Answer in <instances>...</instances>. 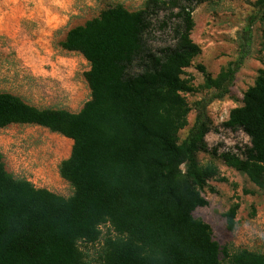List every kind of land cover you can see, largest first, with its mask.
Returning <instances> with one entry per match:
<instances>
[{
	"label": "trees",
	"instance_id": "1",
	"mask_svg": "<svg viewBox=\"0 0 264 264\" xmlns=\"http://www.w3.org/2000/svg\"><path fill=\"white\" fill-rule=\"evenodd\" d=\"M182 1L175 43L156 50L146 36L163 0H146L134 11L109 6L66 32L61 47L89 63L84 76L90 98L77 112L39 108L0 91V128L35 124L72 140L69 157L59 165L72 187L69 196L13 176L0 152V264H91L79 242L102 237L98 264H264V247L231 252L213 238L209 223L193 216L208 204L202 194L208 181L223 179L215 163L198 161L200 151L217 155L264 192V62L242 105L223 122L244 132L249 144L218 152L205 140L212 129L207 103L230 92L251 51L253 25L264 23V0H256L246 18L235 59L215 76L197 66L202 86L212 93L196 102L193 123L180 139L191 109L183 93L194 89L184 69L200 53L190 37L191 12L205 0ZM238 208L233 202L224 212L229 230ZM104 225L109 232L103 235Z\"/></svg>",
	"mask_w": 264,
	"mask_h": 264
},
{
	"label": "rangeland",
	"instance_id": "2",
	"mask_svg": "<svg viewBox=\"0 0 264 264\" xmlns=\"http://www.w3.org/2000/svg\"><path fill=\"white\" fill-rule=\"evenodd\" d=\"M146 0H0V91L19 95L25 101L44 106L46 97L71 111H78L90 98L84 77L87 60L76 51L61 47L66 32L96 17L109 6L122 4L130 11L144 7ZM151 15L147 43L153 50L175 43L173 28L179 24L178 6L182 0H163ZM256 0H205L195 4L191 16L190 37L199 47L191 65L184 69L194 88L183 93L191 109L187 125L179 131L182 139L193 123L196 102L208 100L212 91L204 86L202 65L215 76L237 56L238 38ZM264 62V23L253 25L251 51L235 74L230 92L207 103L206 113L212 129L205 135L208 149L236 151L249 144L241 130L223 126L229 111L242 105L243 93L254 83ZM137 71V67H134ZM35 124L13 123L0 128V151L15 177L39 180L55 191L69 195L72 187L57 175L59 164L69 157L72 140ZM201 164L215 163L223 179L209 180L202 194L206 206L197 207L193 216L209 223L213 238L231 252L248 249L262 252L264 247V192L248 177L226 166L210 151L197 153ZM213 188V191L210 190ZM233 202L239 208L234 227L226 226L224 212ZM103 235L109 232L102 226ZM84 259L91 264L101 261L103 237L94 243L79 242ZM225 260L223 255H220Z\"/></svg>",
	"mask_w": 264,
	"mask_h": 264
},
{
	"label": "built area",
	"instance_id": "3",
	"mask_svg": "<svg viewBox=\"0 0 264 264\" xmlns=\"http://www.w3.org/2000/svg\"><path fill=\"white\" fill-rule=\"evenodd\" d=\"M85 77V76H84ZM86 80V79H85ZM87 82V81H86ZM89 87V86H88ZM90 90V89H89ZM24 100V99H23ZM25 101V100H24ZM27 102V101H26ZM29 103V102H28ZM43 105L44 106H42V107H39V106H37V105H34V104H32V103H30V104H32V105H34V106H37V107H39V108H64V107H62L59 103H57V102H54V101H52L51 99H50V97H46L44 100H43ZM64 109H67V108H64ZM67 110H69V109H67ZM80 110V109H79ZM78 110V111H79ZM71 111V110H70ZM74 112V111H73ZM75 112H77V111H75ZM19 124V123H18ZM39 126V125H38ZM45 128V127H44ZM1 152V151H0ZM2 153V152H1ZM3 154V153H2ZM3 162H4V164H5V168H6V170L8 171V172H10L11 174H13V172L8 168V165H7V163H6V161H5V159H4V156H3ZM60 165V164H59ZM57 175H58V177H59V179L60 180H63L64 182H66V183H68L69 185H70V183L67 181V180H65L63 177H61V175L59 174V167H58V170H57ZM20 178V177H19ZM21 178H24V179H26L27 181H29L35 188H43V189H46V190H48V191H50V192H53V193H55V194H59V195H62V196H69V195H71V194H69V195H65V194H61V193H59V192H57V191H55L54 189H52L51 187H49L48 185H45V184H41V183H39V180L37 181L36 179H33V178H29V177H21ZM71 186V185H70Z\"/></svg>",
	"mask_w": 264,
	"mask_h": 264
},
{
	"label": "bare ground",
	"instance_id": "4",
	"mask_svg": "<svg viewBox=\"0 0 264 264\" xmlns=\"http://www.w3.org/2000/svg\"><path fill=\"white\" fill-rule=\"evenodd\" d=\"M71 141V139L69 140V142Z\"/></svg>",
	"mask_w": 264,
	"mask_h": 264
}]
</instances>
